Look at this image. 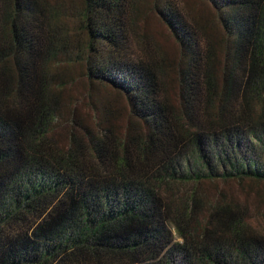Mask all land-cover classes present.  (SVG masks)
I'll return each mask as SVG.
<instances>
[{
    "label": "trees",
    "instance_id": "1",
    "mask_svg": "<svg viewBox=\"0 0 264 264\" xmlns=\"http://www.w3.org/2000/svg\"><path fill=\"white\" fill-rule=\"evenodd\" d=\"M198 1L0 0V264H264V0Z\"/></svg>",
    "mask_w": 264,
    "mask_h": 264
},
{
    "label": "rangeland",
    "instance_id": "2",
    "mask_svg": "<svg viewBox=\"0 0 264 264\" xmlns=\"http://www.w3.org/2000/svg\"><path fill=\"white\" fill-rule=\"evenodd\" d=\"M55 1V0H51ZM182 3L186 2L189 4H193L198 8L200 11L204 10L205 8L201 6L198 2V0H180ZM78 0H72V6L78 5ZM186 5V4H185ZM77 11V10H76ZM148 27L149 29L157 36L160 42L170 51L172 55H176L177 48L175 43L171 39H166V31L164 30L163 26L159 22L157 16L155 13H151L148 17ZM138 44L137 42L134 43V49L131 57L134 59H137L139 55L137 50ZM81 86L80 83L76 86V98L79 99L78 105L80 106L79 109L81 110V121L82 125L85 127H94L95 122L92 120V112L89 110L88 106L86 105V102H84L83 98L81 97ZM71 95H73V90L70 92ZM104 96L99 98L102 100H105L107 96V92L103 91ZM127 121V116L123 114V117L121 119V124L125 125ZM65 129V128H64ZM79 132H81L79 130ZM57 134L59 135L60 139L63 141V143H67V134L66 130H58ZM228 188L223 187L225 190V193L229 195L227 198L229 200H233L234 202H237L238 205L246 212L248 211V217L251 219V222H253L254 227L259 232H264V224H261L262 217L261 215L264 213V185L263 186H255V185H245L240 186L239 184H230L227 186ZM205 189V188H204ZM205 193H207V197H212V199H217L218 194L216 191V188H206ZM187 191H184L183 193H186Z\"/></svg>",
    "mask_w": 264,
    "mask_h": 264
}]
</instances>
